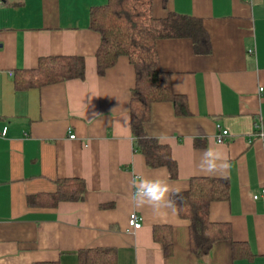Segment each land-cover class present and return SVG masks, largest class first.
Listing matches in <instances>:
<instances>
[{"label": "crops", "instance_id": "0c3cea01", "mask_svg": "<svg viewBox=\"0 0 264 264\" xmlns=\"http://www.w3.org/2000/svg\"><path fill=\"white\" fill-rule=\"evenodd\" d=\"M107 3L0 0V131L8 127L0 138V264H80V251L94 248L115 250L117 264H264V0H153L154 17L199 18L211 41L205 55L187 38L157 42L160 66L186 98L188 114L156 102L146 128L171 146L176 179L166 167H148L134 149L129 58L98 73L101 37L91 10ZM56 56L83 57L85 79L16 88L17 71ZM216 124L229 131L223 143L215 140ZM206 147L228 157L226 178L199 169ZM139 176L162 177L173 193L196 177L227 179L229 198L211 204L210 220L228 226L229 238L197 257L190 221L177 207L157 213L134 204L131 180ZM66 179L85 181V198L53 205L51 195ZM133 212L143 219L136 231L129 227ZM155 227L168 229L162 236L172 242L170 254L155 240Z\"/></svg>", "mask_w": 264, "mask_h": 264}, {"label": "trees", "instance_id": "16d2710c", "mask_svg": "<svg viewBox=\"0 0 264 264\" xmlns=\"http://www.w3.org/2000/svg\"><path fill=\"white\" fill-rule=\"evenodd\" d=\"M153 0H108L91 10V28L101 37L96 53L98 73L104 75L115 66L120 57L129 58L135 69V86L131 91L130 114L134 149L141 153L150 168L166 167L170 177H178V164L171 146L149 135L147 123L151 107L156 102H173L177 115H187L184 96L176 94L170 74L163 71L157 52V42L167 38L192 40L198 54L211 51L210 36L203 21L193 16L171 12L165 18H156L152 12ZM86 77L85 59L80 56L41 58L36 69L19 70L15 75L17 89L41 88L46 85ZM86 183L82 179H66L58 183L51 195L53 205L61 201H83ZM230 189L227 179L193 178L190 188L173 195L181 218L190 221L191 251L199 258L208 256L213 245L229 238L226 225L210 220L213 202L227 200ZM167 228L155 227L153 234L164 245L168 255L172 242L162 236ZM236 246V244H235ZM80 264H117L116 252L110 248L84 249L79 253Z\"/></svg>", "mask_w": 264, "mask_h": 264}, {"label": "clouds", "instance_id": "9594fccd", "mask_svg": "<svg viewBox=\"0 0 264 264\" xmlns=\"http://www.w3.org/2000/svg\"><path fill=\"white\" fill-rule=\"evenodd\" d=\"M199 169L208 175L219 173L225 177L232 165L226 155L218 148L206 147L201 151L198 164ZM134 191L131 199L137 207L148 206L159 213L163 209L176 212V200L173 199V189L162 177L148 178L146 176L133 177L131 180Z\"/></svg>", "mask_w": 264, "mask_h": 264}, {"label": "built area", "instance_id": "2783aa9c", "mask_svg": "<svg viewBox=\"0 0 264 264\" xmlns=\"http://www.w3.org/2000/svg\"><path fill=\"white\" fill-rule=\"evenodd\" d=\"M249 53L253 54V50H250ZM256 129H261V125H257ZM8 134V127L4 126L2 130L0 131V138H5ZM229 135V131L225 128H223L220 124H216V135H215V140L218 143H223L226 139V137ZM261 137L264 138V132L260 133ZM71 139H75L76 135L71 134L70 135ZM261 196H264V188L261 190ZM260 198V195L257 194L254 196L255 200H258ZM142 217L136 213L133 212L131 213L129 217V227L132 231H136L142 228Z\"/></svg>", "mask_w": 264, "mask_h": 264}]
</instances>
